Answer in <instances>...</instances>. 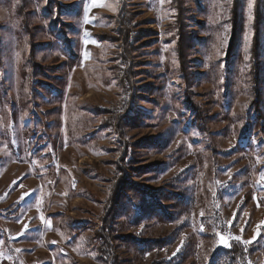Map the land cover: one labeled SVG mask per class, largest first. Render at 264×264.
I'll return each mask as SVG.
<instances>
[{
  "label": "rangeland",
  "instance_id": "374dc122",
  "mask_svg": "<svg viewBox=\"0 0 264 264\" xmlns=\"http://www.w3.org/2000/svg\"><path fill=\"white\" fill-rule=\"evenodd\" d=\"M256 2L0 0V264H208L232 239L264 264Z\"/></svg>",
  "mask_w": 264,
  "mask_h": 264
},
{
  "label": "trees",
  "instance_id": "16d2710c",
  "mask_svg": "<svg viewBox=\"0 0 264 264\" xmlns=\"http://www.w3.org/2000/svg\"><path fill=\"white\" fill-rule=\"evenodd\" d=\"M259 1L257 0L256 5L254 7V13H255V18H254V28H255V36L253 39V47H252V65H253V70L254 72L252 73V93H253V104L249 106L248 112L246 113L247 121L245 125V132H248L252 126L249 125L250 123L258 124L259 126H263L264 123V112H263V103L260 100L261 97V91H260V86L259 84V79H258V68H259V31H260V19H261V8L259 7ZM180 0H177V3H179ZM236 2V0H234ZM237 4V3H236ZM234 4L233 6V15H234V22L236 23V18H237V5ZM126 20L124 19H119V30L123 36L122 39V47L127 44V39H126ZM234 23V24H235ZM124 52V51H123ZM180 52V51H179ZM125 54V53H124ZM125 60L124 63L130 64L128 61V57L124 56ZM125 78V77H124ZM126 79V78H125ZM127 80H125L126 82ZM191 108L197 113V109L190 105ZM252 115L253 118H249ZM126 120L124 116H119L117 118V124H122ZM119 129H122L120 126ZM119 132V131H118ZM110 219V218H109ZM112 224V223H111ZM108 222H105L104 226L101 227L99 239L101 242V253L103 257V252L105 254V260L109 258V260L112 258V253L114 251L113 246L111 245V234L109 233L108 227L111 225ZM212 224L214 229L216 230V233L222 234V235H232V227L227 224V222L223 219L222 215L218 212H215L213 217H212ZM113 240V239H112ZM154 242V244H153ZM137 245L145 247V248H150L156 244L155 241H136ZM255 251V247L251 245H244V243L240 242L237 239H232L230 241V248H226L223 246L218 247L215 249L208 260V264H257L255 260L253 259V252ZM103 257V258H104ZM114 258V264L118 263V260L116 257ZM112 258V259H113ZM108 260V261H109Z\"/></svg>",
  "mask_w": 264,
  "mask_h": 264
}]
</instances>
